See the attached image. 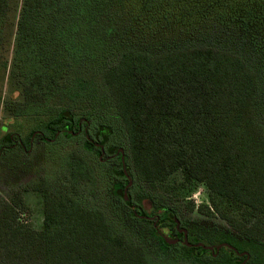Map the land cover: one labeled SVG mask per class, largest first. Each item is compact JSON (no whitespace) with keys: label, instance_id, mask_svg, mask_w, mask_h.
Listing matches in <instances>:
<instances>
[{"label":"trees","instance_id":"obj_1","mask_svg":"<svg viewBox=\"0 0 264 264\" xmlns=\"http://www.w3.org/2000/svg\"><path fill=\"white\" fill-rule=\"evenodd\" d=\"M6 8L0 0L1 16ZM59 11L65 14L56 20V43L75 62L102 69L101 84L129 140L130 155L116 146L112 153L130 175L133 170L170 198H188L205 187L208 201L197 206L199 212L227 221L251 247L263 243L264 0H23L22 61L34 68L24 86L26 105H42L55 94L98 99L95 77L72 83L53 62L56 55L46 59L38 43L41 16ZM90 124L89 117L63 108L44 130L27 138L6 135L0 158L16 148L30 153L33 137L54 143L83 131L108 144L113 129L103 124L94 135ZM84 147L102 155L87 139ZM67 163L75 193L43 177L10 199L0 198V264H150L142 243L115 230L103 209L76 198L84 193L80 183L91 179L86 156L73 152ZM131 177L133 183L115 184L113 192L162 250L180 254L162 264H249L252 252L231 235L211 246L185 245L176 210H152L146 197L135 202ZM29 190L40 198V228L22 218ZM195 208L189 201L188 209ZM189 252L209 254L184 255Z\"/></svg>","mask_w":264,"mask_h":264},{"label":"rangeland","instance_id":"obj_2","mask_svg":"<svg viewBox=\"0 0 264 264\" xmlns=\"http://www.w3.org/2000/svg\"><path fill=\"white\" fill-rule=\"evenodd\" d=\"M6 1V14L2 16L0 14V144L3 143L5 136L12 132H17L27 138L31 131L44 130L47 121L54 118L61 109L67 108L73 111L76 116L89 117L90 132L94 135L100 125L110 126L113 129V135L108 146L121 147L130 155L129 140L124 125L112 109L105 86L101 84L100 70L102 69L99 70L97 65L90 66L84 61L75 62L68 55L65 47L56 43L57 40L54 36L60 28L56 20L63 16L65 11L41 16L40 31L43 36L40 38L41 40L38 39V43L39 41L41 44L43 42L42 48L46 59L52 60L51 56L56 55L58 59L66 62L65 64L55 59L56 57L53 60V62L59 63L63 70L65 69L66 77L72 83L81 76L87 79L95 77V82L99 85L98 99L94 101V99H77L65 94H55L54 97L46 99L42 105L24 104V86L30 82L34 68L32 69L27 66L29 63L26 64L22 61L19 18L23 0ZM88 46L86 40V47ZM18 65L20 66L18 67ZM15 72L19 73L15 75ZM59 79L61 82L62 77ZM62 137L54 143L37 139L29 154L19 148L4 153L0 158V198L10 199L15 191L28 188L43 177L47 178L57 189H70L75 193L67 162L71 153L79 152L86 156L91 169V179L80 183L79 186L84 193L76 198L86 205L103 209L115 230L124 232L133 240L142 243L150 264H162L175 258L176 255H180L175 251L165 252L162 250L158 240L148 233L147 225L133 219L122 199L114 194V185L123 181L115 175L118 163L116 161L100 163L98 156L91 155L85 149L83 135L77 138ZM129 162L131 166V161ZM131 175L135 180L132 191L135 202L139 201L141 197H146L152 210L156 206H169L175 209L183 225L200 240H205L209 244H215L221 238L231 235L234 240L241 241L246 250L252 252L249 264H264V242L257 244L256 247H251L248 240L235 231L227 221L219 216H207L197 210L199 204L208 201L205 187L200 186L188 198H170L173 194L169 195L163 189H151L136 176L133 170H131ZM26 198L29 210L23 214L22 218L34 227L40 228L43 221L40 198L32 190L26 193ZM189 201L195 203L194 210L188 209Z\"/></svg>","mask_w":264,"mask_h":264},{"label":"flooded vegetation","instance_id":"obj_3","mask_svg":"<svg viewBox=\"0 0 264 264\" xmlns=\"http://www.w3.org/2000/svg\"><path fill=\"white\" fill-rule=\"evenodd\" d=\"M84 131H86V129ZM81 135H83V137H84V143H85V140L87 139L89 142L92 143V145H94L96 147V149L99 148L101 150L102 155L98 154V160H99L100 163L105 164V163H109V162H112V161L113 162L116 161V163H118V168H116V169H120L119 171H121V169H122L123 173L117 172L115 170V173H116L115 175H117V177L121 178L123 181H120V182H118L116 184H122L123 185V184L126 183L127 180H130V178H132L131 175H130L129 168H128L127 164L124 167V163H122L123 161H121V163H120L119 158L112 153V149H113L112 147L113 146H108V144L102 145L101 142L94 141L92 138H90L89 134H87L86 132H83V131H81V134L79 136H76L75 138L80 137ZM37 139H39V140L44 142V140H42L40 138L33 137L32 140H31V143L33 144V147H34L35 141ZM32 150H33V148H32ZM32 150H31V152H32ZM27 154H29V153H27ZM125 169L127 170L128 173H126ZM130 181H132V183H133L132 179ZM126 185H127V183H126ZM180 221L182 222L181 219H180ZM181 231H184L183 236L187 237V242L185 240L183 241L185 243V245L193 248V247H195L197 245H201V244H205L206 243L209 246H211V244L207 243L205 240L202 241L197 236H195L188 228H186L183 225V223H182V226H180V229H178V233L177 234H180ZM171 240L174 241V239H171ZM246 253H248V252H246ZM246 253L244 255L247 256ZM208 254L209 253L204 254V253H200V252H189V253H185L184 255H208ZM213 255H217V254H213ZM243 261H246L245 258H243L240 263H242Z\"/></svg>","mask_w":264,"mask_h":264},{"label":"water","instance_id":"obj_4","mask_svg":"<svg viewBox=\"0 0 264 264\" xmlns=\"http://www.w3.org/2000/svg\"><path fill=\"white\" fill-rule=\"evenodd\" d=\"M125 170H126V169H125ZM126 173H128L127 170H126ZM165 240H166L167 242H171V240H170L169 238H167V237L165 238Z\"/></svg>","mask_w":264,"mask_h":264}]
</instances>
